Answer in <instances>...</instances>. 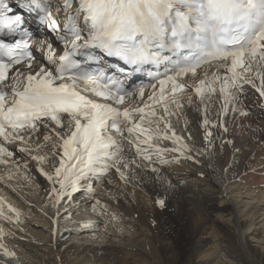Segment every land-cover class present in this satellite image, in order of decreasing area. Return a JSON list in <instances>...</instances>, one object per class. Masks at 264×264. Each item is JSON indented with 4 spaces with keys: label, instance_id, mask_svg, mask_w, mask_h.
Listing matches in <instances>:
<instances>
[{
    "label": "snow or ice",
    "instance_id": "1",
    "mask_svg": "<svg viewBox=\"0 0 264 264\" xmlns=\"http://www.w3.org/2000/svg\"><path fill=\"white\" fill-rule=\"evenodd\" d=\"M58 4L63 24L51 0H22L20 6L35 12L40 23L56 33L59 50L51 40L35 37L9 0H0V37L13 38L12 43L0 39V163L13 155L7 144L35 141V151L46 155H32L33 160L42 164L53 158L52 173L41 172L53 184L51 198L57 211L81 181L107 175L113 168L127 181L126 169L142 167L126 158L127 148L134 147L133 155L149 165L153 155L162 165L179 163V158L194 160L171 122L185 104L202 108L204 138L211 143L209 125L228 131L223 122L208 117L217 99L222 101L216 112L219 120L230 111L249 114L240 106L249 87L264 98V0H58ZM37 50L45 54L46 63L37 62ZM106 58L123 66H109ZM146 66L157 69L153 79L159 85H152L147 101L143 86L130 90L125 83ZM42 128L51 131L41 133ZM161 140H171L176 147L161 148ZM173 152L178 157L164 158ZM151 170L158 172L156 167ZM2 205L0 201V216ZM99 205L97 200L93 208ZM157 205L165 208V199H158ZM8 211L15 213L18 223L19 211L10 205ZM5 235L0 228V255L13 259L15 252L3 243Z\"/></svg>",
    "mask_w": 264,
    "mask_h": 264
},
{
    "label": "bare ground",
    "instance_id": "2",
    "mask_svg": "<svg viewBox=\"0 0 264 264\" xmlns=\"http://www.w3.org/2000/svg\"><path fill=\"white\" fill-rule=\"evenodd\" d=\"M58 7L53 0L52 9L63 24ZM44 39L61 46L56 34ZM221 103L217 99L210 105L208 117L223 122L228 131L209 125L211 143L204 138L202 108L185 104L171 118L194 160L162 165L153 155L149 165L133 155L134 147L127 148L126 158L142 165L125 170L127 181L114 168L105 178L81 181L58 211L51 198L53 184L41 172L52 173L53 158L38 164L31 156L46 153L35 151V141L19 146L13 162L0 166V228L6 234L3 243L16 254L13 259L0 255V264H169L179 246L195 249L197 264H235L220 243L227 225L238 224L243 249L249 235L260 231L264 238V98L249 87L240 105L249 114L230 111L218 120ZM45 131L51 129H41ZM159 146L176 147L171 140H161ZM21 147L31 151L20 152ZM174 157L178 153L164 158ZM161 198L163 209L157 205ZM97 200L100 205L94 209ZM9 205L19 211L18 223Z\"/></svg>",
    "mask_w": 264,
    "mask_h": 264
},
{
    "label": "rangeland",
    "instance_id": "3",
    "mask_svg": "<svg viewBox=\"0 0 264 264\" xmlns=\"http://www.w3.org/2000/svg\"><path fill=\"white\" fill-rule=\"evenodd\" d=\"M238 227V224L226 226L223 231V238L220 239L223 249L227 250L231 259H235H233L235 264H264V238L262 237V233L259 231L258 233L249 235L247 237V244L245 245L246 248L243 249L239 241ZM172 253L175 254V258L169 264H197V254L193 248L188 249V247L179 246Z\"/></svg>",
    "mask_w": 264,
    "mask_h": 264
}]
</instances>
